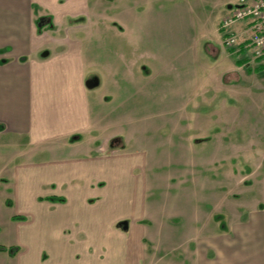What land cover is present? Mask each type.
Returning a JSON list of instances; mask_svg holds the SVG:
<instances>
[{
	"label": "rangeland",
	"instance_id": "374dc122",
	"mask_svg": "<svg viewBox=\"0 0 264 264\" xmlns=\"http://www.w3.org/2000/svg\"><path fill=\"white\" fill-rule=\"evenodd\" d=\"M234 2L89 0L87 16L75 21L91 63L88 82L98 78L97 97L110 98L97 106L107 124L98 140L114 136L115 149L125 144L124 155L142 161L133 175L141 186L146 180V191L133 180L130 212L146 214L144 264H258L246 250L245 222L264 209V67L237 64L242 56L221 45L219 24ZM11 152L0 149V175L28 159L11 162ZM51 157L36 156L34 166ZM34 183L36 192H48ZM11 188H0V246L22 247L49 264L50 242L36 240L44 234L42 210L35 215ZM53 210L45 208V219ZM20 211L26 222H12ZM16 261L0 256V264Z\"/></svg>",
	"mask_w": 264,
	"mask_h": 264
},
{
	"label": "crops",
	"instance_id": "0c3cea01",
	"mask_svg": "<svg viewBox=\"0 0 264 264\" xmlns=\"http://www.w3.org/2000/svg\"><path fill=\"white\" fill-rule=\"evenodd\" d=\"M88 2L0 0V149H14L11 162L20 155L28 157L8 175H0V188L16 187L35 215L42 210L44 234L36 240L50 242L46 263L144 264L146 214L130 212L132 183L146 191V180L141 186L133 175L142 161L129 160L123 153L125 144L115 149L116 137L100 143L96 135L99 127L107 126L99 119L97 106L110 98L97 97L98 78L96 87L86 86L91 63L76 36L82 26L75 21L87 16ZM41 155L52 157L43 166H34V158ZM35 181L48 192H36ZM10 194L4 202L9 209ZM49 197L62 202L46 204ZM89 198L91 206L86 204ZM36 199L44 200L41 208ZM46 207L54 209L48 220L43 215ZM21 213L25 212L10 220L26 222ZM246 220L251 232L246 233L250 237L246 250L255 263L264 264V209L250 212ZM122 222L128 223L126 231L119 226ZM0 247L15 249L13 255L2 251L0 256L16 257L17 264H27L25 257L37 264V253Z\"/></svg>",
	"mask_w": 264,
	"mask_h": 264
},
{
	"label": "built area",
	"instance_id": "2783aa9c",
	"mask_svg": "<svg viewBox=\"0 0 264 264\" xmlns=\"http://www.w3.org/2000/svg\"><path fill=\"white\" fill-rule=\"evenodd\" d=\"M221 45L247 64L264 67V0H236L219 25Z\"/></svg>",
	"mask_w": 264,
	"mask_h": 264
},
{
	"label": "water",
	"instance_id": "95a60500",
	"mask_svg": "<svg viewBox=\"0 0 264 264\" xmlns=\"http://www.w3.org/2000/svg\"><path fill=\"white\" fill-rule=\"evenodd\" d=\"M95 85H97V81H96ZM95 85L92 84L91 82H88V81L86 82V86H87L88 88H93ZM119 226H120L124 231H126V230L128 229V223H127V222H122V223L119 224Z\"/></svg>",
	"mask_w": 264,
	"mask_h": 264
},
{
	"label": "trees",
	"instance_id": "16d2710c",
	"mask_svg": "<svg viewBox=\"0 0 264 264\" xmlns=\"http://www.w3.org/2000/svg\"><path fill=\"white\" fill-rule=\"evenodd\" d=\"M243 63V62H242ZM55 202L57 201V202H62V200H54ZM17 220H21V219H23V218H16ZM2 251H8L9 252V254L10 255H13L14 254V252H15V249H12V248H9V249H6V248H3V247H0V252H2Z\"/></svg>",
	"mask_w": 264,
	"mask_h": 264
}]
</instances>
